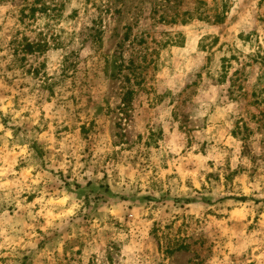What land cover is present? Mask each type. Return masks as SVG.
Instances as JSON below:
<instances>
[{
    "label": "rangeland",
    "instance_id": "obj_1",
    "mask_svg": "<svg viewBox=\"0 0 264 264\" xmlns=\"http://www.w3.org/2000/svg\"><path fill=\"white\" fill-rule=\"evenodd\" d=\"M59 2L21 60L0 0V264H264V0Z\"/></svg>",
    "mask_w": 264,
    "mask_h": 264
},
{
    "label": "trees",
    "instance_id": "obj_2",
    "mask_svg": "<svg viewBox=\"0 0 264 264\" xmlns=\"http://www.w3.org/2000/svg\"><path fill=\"white\" fill-rule=\"evenodd\" d=\"M14 1V0H12ZM23 2L22 7L18 10L19 16L18 20L21 25L26 27L29 22H39V19L48 20L46 23L49 27L47 32L41 30L36 39H31L30 37L24 35L22 31H18L17 34L10 41L12 55L17 57L22 55L21 60L26 59V55L33 54H44L49 50V48L54 45V47L61 44L60 34H52L50 38L53 42H50L48 34L50 30L49 20L60 19L63 11L64 4L59 2V0H21ZM23 33V34H22ZM21 34V36H20ZM36 70V69H35ZM37 71V70H36ZM48 81V80H47ZM48 84V82H47Z\"/></svg>",
    "mask_w": 264,
    "mask_h": 264
}]
</instances>
